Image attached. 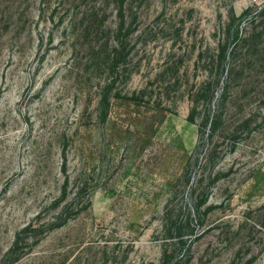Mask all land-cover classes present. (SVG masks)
Wrapping results in <instances>:
<instances>
[{
    "label": "rangeland",
    "instance_id": "374dc122",
    "mask_svg": "<svg viewBox=\"0 0 264 264\" xmlns=\"http://www.w3.org/2000/svg\"><path fill=\"white\" fill-rule=\"evenodd\" d=\"M0 264H264V0H0Z\"/></svg>",
    "mask_w": 264,
    "mask_h": 264
}]
</instances>
